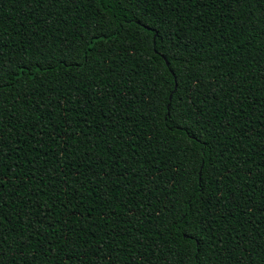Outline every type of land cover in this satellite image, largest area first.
<instances>
[{"label":"trees","instance_id":"trees-1","mask_svg":"<svg viewBox=\"0 0 264 264\" xmlns=\"http://www.w3.org/2000/svg\"><path fill=\"white\" fill-rule=\"evenodd\" d=\"M0 238V264H264V0H0Z\"/></svg>","mask_w":264,"mask_h":264},{"label":"snow or ice","instance_id":"snow-or-ice-1","mask_svg":"<svg viewBox=\"0 0 264 264\" xmlns=\"http://www.w3.org/2000/svg\"><path fill=\"white\" fill-rule=\"evenodd\" d=\"M93 39L94 40H101V39H107V37L106 36H103V34H100L98 36L93 37ZM173 59H175V54H173ZM178 172H179V169H178ZM177 183H179V181H177ZM0 239H2V238H0Z\"/></svg>","mask_w":264,"mask_h":264},{"label":"water","instance_id":"water-1","mask_svg":"<svg viewBox=\"0 0 264 264\" xmlns=\"http://www.w3.org/2000/svg\"><path fill=\"white\" fill-rule=\"evenodd\" d=\"M167 64H169V63H167ZM170 99H172V95L170 96Z\"/></svg>","mask_w":264,"mask_h":264}]
</instances>
